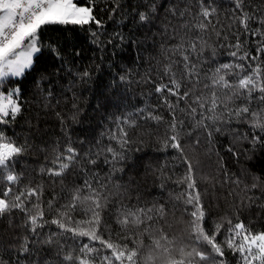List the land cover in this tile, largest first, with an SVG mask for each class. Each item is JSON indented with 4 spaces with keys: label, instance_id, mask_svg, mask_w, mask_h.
<instances>
[{
    "label": "snow or ice",
    "instance_id": "obj_1",
    "mask_svg": "<svg viewBox=\"0 0 264 264\" xmlns=\"http://www.w3.org/2000/svg\"><path fill=\"white\" fill-rule=\"evenodd\" d=\"M224 2L0 0V264H264V224L242 218L264 217V177L215 148L228 135L237 162L264 152V0H227L221 17ZM93 97L101 119L85 125ZM141 121L163 126L159 166L129 154ZM201 137L221 179L198 174ZM200 180L239 202L214 214Z\"/></svg>",
    "mask_w": 264,
    "mask_h": 264
},
{
    "label": "trees",
    "instance_id": "obj_2",
    "mask_svg": "<svg viewBox=\"0 0 264 264\" xmlns=\"http://www.w3.org/2000/svg\"><path fill=\"white\" fill-rule=\"evenodd\" d=\"M221 8V17H223V9H226L230 7V5L227 3V0L223 4L219 5ZM65 26H50V30L52 28L55 29H60L64 28ZM69 29H71L73 26H67ZM111 30V28L109 29ZM126 30V29H125ZM92 55L91 50H88L85 55H84V61L87 62L89 57ZM131 55L135 56V51H131L130 53H125V56ZM118 61L120 59L119 56L116 58ZM99 62V60H97ZM141 70H143V65H141ZM107 77H102V80L104 83L107 82ZM100 84L98 83V87ZM133 87H136L133 85ZM142 91H146L143 88H136V93L135 95H132L131 93L129 94V101L132 103H136L137 101L139 103H143L144 101V96L141 95ZM87 95V93L85 94ZM152 103L155 102V97L152 98ZM91 106L87 107V114H82L83 120L85 122V125L88 124L89 118L91 117L93 121L100 120L101 117L99 113L94 114L93 113V108L96 105V99L93 97L90 102ZM81 107H85V103L83 100H81ZM41 128H47V131L49 133V137L52 143L55 142L56 138L61 135V130H60V124L59 122L55 119L54 116H47L45 117L43 113H41ZM103 126H113L111 122H109L106 118L103 119ZM235 127V124L233 125ZM77 130H79L78 126ZM101 128H97L96 131L99 132L101 131ZM246 130V126L241 127V131ZM163 126L161 125L159 128L155 125L154 122H143L141 121L139 124V127L135 129L130 130V136L135 140V139H143L145 141L144 144H137V143H132L131 144V152L129 153L130 155L137 157L138 158V163L143 164V162H148L151 161L153 162L156 166H159V164L164 160L165 153L161 150L159 143L156 141V135L163 134ZM105 142L107 143V136H105ZM230 142V137L228 135H217L216 137V144L215 148L219 149V154L220 156L224 157V160L227 164V167L232 171V172H239L240 167L242 164H246L248 168H250L253 172H256L260 174L262 177H264V152H257L255 155V158L252 159L251 161H248L246 156H241L240 161L237 162L236 158L232 156L230 152L225 149L224 145L228 144ZM115 144V142H112ZM206 140L204 137H201V145L196 148L195 152L190 151V155L197 156L200 160V165L198 166V174L199 173H204L209 176L215 177L216 179H221L222 173H218V162H217V156L215 152L211 156H209L205 152L206 148ZM244 147H248L247 142H243ZM139 148L140 151L137 152L136 149ZM167 155L169 157L175 155L174 150L169 149L167 152ZM36 156H32L31 159H36ZM39 160L43 161L44 160V155L41 154L39 156ZM131 163V162H129ZM169 167H171V164H169ZM177 172H183V168L177 166L176 168ZM129 175H135L132 172H127L124 174V179L127 180ZM140 175H143V167L141 166L140 168ZM82 179V177L80 178ZM199 179V176H198ZM158 183V181H156ZM154 185H153V179L150 178L146 184L143 185V189L145 192V197L147 199H150V197L147 196L148 192H152L153 195H155V192L153 191ZM200 188L201 189H208L209 195L205 197L206 202H210L212 207H213V212L214 214H220L224 210L228 209L230 205H232L234 202L238 203L239 202V192L238 191H232V194L229 195L230 190L232 189V186L230 184H216L215 186V191H214V196L215 198H212L213 196V188L212 184L210 181H204L200 180ZM51 191V189H49ZM167 195V193H165ZM135 197V194H133V199ZM256 210L253 209V212L251 215H249L247 212L244 213L242 216L243 219L247 222L248 220H252L254 223V226L256 228H260L262 224H264V217H256L255 215ZM176 217H180V210L177 208L176 211ZM183 227V224L179 222H173L172 223V229L173 230H179ZM113 231H116V229H113ZM85 240L87 239L86 237L84 238ZM221 239H223V236H221ZM98 243V242H94ZM229 256H231V253H228ZM232 264H235L233 261Z\"/></svg>",
    "mask_w": 264,
    "mask_h": 264
}]
</instances>
